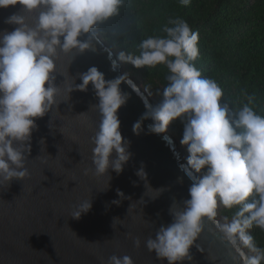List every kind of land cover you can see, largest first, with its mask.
Instances as JSON below:
<instances>
[{
    "label": "clouds",
    "instance_id": "obj_1",
    "mask_svg": "<svg viewBox=\"0 0 264 264\" xmlns=\"http://www.w3.org/2000/svg\"><path fill=\"white\" fill-rule=\"evenodd\" d=\"M178 2L187 7L192 0ZM124 3L125 0H0V8L20 4L23 13H38L34 26L25 15L13 14L5 23L18 27L0 32V188L30 177L26 160L31 153L32 131L37 127L34 118L44 117L54 106L67 102L72 91H87L90 84L99 100L93 107L101 119L91 137L92 166L84 174L107 176L108 188L109 169L117 174L123 171L132 154L129 142L122 137L117 113L129 98L120 87L128 81V74L106 80L97 67H90L79 74L82 83L66 84L68 100H58L61 89L54 81L60 54L96 51L91 38L81 37L119 15ZM161 31L163 35L148 36L139 43L138 55L130 51L118 55L120 62L136 69L164 66L168 70V83L157 93L160 103L145 105L146 112L133 125V132L139 135L143 120L151 119L149 132L165 133L179 119L184 128L180 143L187 146L189 153L185 171L194 182L188 189L190 198L182 204L174 201L170 207L172 223L161 225L154 236L149 235L144 247L154 252L162 264L164 260L167 264L191 262L190 249L207 218L216 223L222 239L238 251L241 246L248 250L241 258L233 256L234 264H240V259L244 264H264V248L257 246L249 232L254 226L264 230V116L254 110L255 97L246 91L243 95L247 103L241 102V107L221 104L222 87L196 67L200 36L185 19L170 18ZM112 67H117L116 61ZM145 91L152 96L147 88ZM136 174L146 181L143 167ZM155 191L158 195L152 199L163 189ZM117 195L121 200L126 198L120 190ZM121 200L112 203L119 205ZM218 202L226 209H236L231 221L227 217L216 219ZM91 206V199L76 205L70 217L79 219ZM131 207L132 204L128 212ZM131 238L139 249L141 239ZM101 264L135 262L129 255L113 254L106 261L102 259Z\"/></svg>",
    "mask_w": 264,
    "mask_h": 264
},
{
    "label": "water",
    "instance_id": "obj_2",
    "mask_svg": "<svg viewBox=\"0 0 264 264\" xmlns=\"http://www.w3.org/2000/svg\"><path fill=\"white\" fill-rule=\"evenodd\" d=\"M13 14L25 15L33 26L38 15L23 13L20 4L0 8V32L18 27L5 23ZM89 38L96 51L61 53L56 61L54 83L61 89L58 100L69 99L66 84L82 83L79 74L90 67H97L106 80L124 74L114 49L95 30L81 37ZM120 87L129 98L117 115L132 155L120 174L109 169L108 188L107 176L84 174L92 166L91 137L101 119L93 107L99 100L91 84L87 91H72L67 102L54 106L44 117L34 118L37 127L32 131L31 153L26 160L30 177L0 188V264H101L113 254L129 255L135 264H162L144 247V241L161 225L172 223L170 207L174 201L182 204L190 198L188 189L194 181L185 171L188 156L168 129L151 133L149 125L153 121L146 119L143 131L139 135L133 132V125L146 112L145 105L155 106L156 100L130 75ZM141 167L146 181L136 174ZM159 189H163L161 194L152 199ZM117 190L126 198L121 200ZM89 199L92 206L87 213L79 219L70 217L76 205ZM114 200L121 202L117 205ZM218 209L219 205L216 219L222 221ZM129 234L141 239L139 249ZM190 254L192 261L184 264H234L233 256L241 258L248 252L242 246L238 251L222 239L216 223L205 218L204 229ZM240 264H244L243 259Z\"/></svg>",
    "mask_w": 264,
    "mask_h": 264
},
{
    "label": "trees",
    "instance_id": "obj_3",
    "mask_svg": "<svg viewBox=\"0 0 264 264\" xmlns=\"http://www.w3.org/2000/svg\"><path fill=\"white\" fill-rule=\"evenodd\" d=\"M176 17L185 19L193 31L199 32L200 56L195 64L204 77L215 79L222 87L221 104L241 107V102L247 103L243 95L246 91L255 97L254 110L264 116V0H192L187 7L178 0H125L119 15L93 30L117 57L121 51L138 55L139 43L148 36L163 35L162 27ZM121 64L123 73L134 77L160 103L157 93L168 83L167 68L136 69ZM168 131L189 156L187 146L180 143L183 123L173 121ZM235 211L219 205L218 216L231 221ZM249 232L257 246L264 248V230L254 226Z\"/></svg>",
    "mask_w": 264,
    "mask_h": 264
},
{
    "label": "rangeland",
    "instance_id": "obj_4",
    "mask_svg": "<svg viewBox=\"0 0 264 264\" xmlns=\"http://www.w3.org/2000/svg\"><path fill=\"white\" fill-rule=\"evenodd\" d=\"M152 97V96H151ZM154 99V97H152ZM155 100V99H154ZM168 129V128H167ZM186 155V154H185Z\"/></svg>",
    "mask_w": 264,
    "mask_h": 264
}]
</instances>
